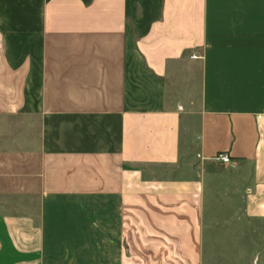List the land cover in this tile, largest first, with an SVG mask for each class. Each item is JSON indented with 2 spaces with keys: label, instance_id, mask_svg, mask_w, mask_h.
<instances>
[{
  "label": "crops",
  "instance_id": "crops-1",
  "mask_svg": "<svg viewBox=\"0 0 264 264\" xmlns=\"http://www.w3.org/2000/svg\"><path fill=\"white\" fill-rule=\"evenodd\" d=\"M0 264H264V0H0Z\"/></svg>",
  "mask_w": 264,
  "mask_h": 264
},
{
  "label": "rangeland",
  "instance_id": "rangeland-1",
  "mask_svg": "<svg viewBox=\"0 0 264 264\" xmlns=\"http://www.w3.org/2000/svg\"><path fill=\"white\" fill-rule=\"evenodd\" d=\"M196 73L195 71H192L191 74H194ZM196 122H197V119L196 118H193L192 120L189 121V123L191 124L188 131L184 132L183 131V141H182V145L183 147L185 148L186 146L188 147L187 151L183 148V151H182V159H181V162H180V167L178 169H176L175 171H171L169 169H163L162 172L164 173H171V174H180V173H188L189 171H191V169H195L197 170V163L196 162V152H195V148H194V145L191 140V137L190 136H193V130L195 129L196 127ZM185 136V137H184ZM188 142H184V141H187ZM186 143V144H185ZM209 164V165H208ZM206 166H204L206 169H211V170H218V165H215V164H211V163H208Z\"/></svg>",
  "mask_w": 264,
  "mask_h": 264
},
{
  "label": "built area",
  "instance_id": "built-area-1",
  "mask_svg": "<svg viewBox=\"0 0 264 264\" xmlns=\"http://www.w3.org/2000/svg\"><path fill=\"white\" fill-rule=\"evenodd\" d=\"M213 159L217 162L227 163L230 161V157L226 153H219L216 156L213 157Z\"/></svg>",
  "mask_w": 264,
  "mask_h": 264
}]
</instances>
